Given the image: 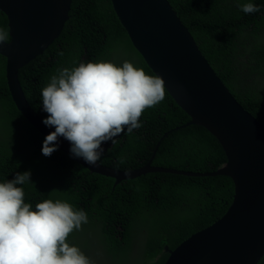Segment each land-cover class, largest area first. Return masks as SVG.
<instances>
[{
    "label": "trees",
    "instance_id": "trees-1",
    "mask_svg": "<svg viewBox=\"0 0 264 264\" xmlns=\"http://www.w3.org/2000/svg\"><path fill=\"white\" fill-rule=\"evenodd\" d=\"M169 1L224 83L264 124V0ZM249 2L261 10L242 12L240 5ZM0 28L8 31L10 41L9 19L2 11ZM134 55L148 75H156L134 47L112 0H72L60 36L20 69L19 78L31 107L45 120L48 113L43 110L41 91L57 69L88 62L115 64ZM6 63L0 53V183L20 171L22 144L29 156L32 150L42 152L46 139L18 110ZM191 120L166 89L165 99L143 113L140 128L131 133L125 129L114 138L115 144L102 143L98 162L119 171L138 169L149 163L160 143L154 166L217 170L227 162L222 144L202 125L181 127ZM32 163L31 175L45 176V188L27 186L25 197L39 202L78 200L87 211L88 223L74 230L67 242L90 260L92 250L99 253L98 264H165L170 256L165 247L173 250L216 222L235 193L234 181L227 175L150 171L116 183L115 178L92 173L59 148L50 156L37 153ZM258 264H264V257Z\"/></svg>",
    "mask_w": 264,
    "mask_h": 264
},
{
    "label": "water",
    "instance_id": "water-1",
    "mask_svg": "<svg viewBox=\"0 0 264 264\" xmlns=\"http://www.w3.org/2000/svg\"><path fill=\"white\" fill-rule=\"evenodd\" d=\"M71 4L72 0H0L11 36L10 41L0 45V53L7 59L8 86L18 110L45 136L55 129L45 125L31 107L19 71L60 36ZM112 4L134 47L192 117L181 127H206L222 144L227 162L206 172L154 166L158 143L147 165L119 171L74 157L71 144L64 138L55 143L91 171L115 178L116 183L150 171L230 176L235 193L227 212L175 249L166 246L170 256L165 264H258L264 257V124L224 83L169 0H112Z\"/></svg>",
    "mask_w": 264,
    "mask_h": 264
},
{
    "label": "clouds",
    "instance_id": "clouds-1",
    "mask_svg": "<svg viewBox=\"0 0 264 264\" xmlns=\"http://www.w3.org/2000/svg\"><path fill=\"white\" fill-rule=\"evenodd\" d=\"M240 10L251 14L261 9L249 2L240 5ZM8 39V31L0 28V45ZM165 95L161 76L148 75L129 61L120 66L100 61L57 69L41 91L43 110L48 113L43 123L55 129L47 136L41 133L46 138L42 152L50 156L58 148L63 151L55 143L61 137L71 144L74 157L100 164L102 143L112 140L115 144L114 138L125 129L131 133L140 128L143 113ZM42 152L32 150L28 156L22 144L20 171L0 183V264H93L79 247L67 242L74 230L88 223L87 211L78 200L39 202L25 197L27 186L45 188V176L31 175L32 161L37 153L42 157Z\"/></svg>",
    "mask_w": 264,
    "mask_h": 264
},
{
    "label": "rangeland",
    "instance_id": "rangeland-1",
    "mask_svg": "<svg viewBox=\"0 0 264 264\" xmlns=\"http://www.w3.org/2000/svg\"><path fill=\"white\" fill-rule=\"evenodd\" d=\"M124 61L125 59L120 58L115 61V64L120 66L123 64ZM129 62H131L135 67L142 69L141 66L139 65V59L136 55H134L132 59H129ZM99 258H101V255L99 253L95 254L94 250H92L91 251V261L93 262V264H98Z\"/></svg>",
    "mask_w": 264,
    "mask_h": 264
}]
</instances>
